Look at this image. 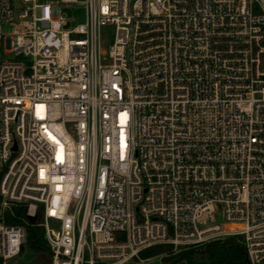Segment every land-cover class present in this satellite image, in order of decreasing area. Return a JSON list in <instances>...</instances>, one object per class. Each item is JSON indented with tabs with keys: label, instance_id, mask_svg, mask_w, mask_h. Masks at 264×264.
<instances>
[{
	"label": "built area",
	"instance_id": "obj_1",
	"mask_svg": "<svg viewBox=\"0 0 264 264\" xmlns=\"http://www.w3.org/2000/svg\"><path fill=\"white\" fill-rule=\"evenodd\" d=\"M0 49V213H40L47 264H264V0H0ZM26 237L0 217V264Z\"/></svg>",
	"mask_w": 264,
	"mask_h": 264
},
{
	"label": "trees",
	"instance_id": "obj_2",
	"mask_svg": "<svg viewBox=\"0 0 264 264\" xmlns=\"http://www.w3.org/2000/svg\"><path fill=\"white\" fill-rule=\"evenodd\" d=\"M1 216L7 225L20 226L25 230L27 237L21 254L29 250L34 254L32 263H49L51 251L45 239L44 229L39 225L40 213L36 215L33 222L28 216V205L14 203L6 212L0 213ZM151 249L158 255H164L165 264H197L201 260L213 263L248 264L246 248L240 236H230L179 253H175L172 245L161 244L142 251L140 255H145Z\"/></svg>",
	"mask_w": 264,
	"mask_h": 264
},
{
	"label": "rangeland",
	"instance_id": "obj_3",
	"mask_svg": "<svg viewBox=\"0 0 264 264\" xmlns=\"http://www.w3.org/2000/svg\"><path fill=\"white\" fill-rule=\"evenodd\" d=\"M66 12L70 15L73 14L72 10H66ZM78 16H79V19L77 22H79V23L83 22L84 21V11L81 10L79 12ZM11 31H12L11 26H5L4 27L5 34L10 35ZM106 39L112 40V35L109 34L106 37ZM1 58H4V60H8L11 58V55L5 54L4 51L2 49H0V59ZM217 221L219 223L222 222V218L218 217ZM174 251H175V253H179L181 251H186V250H177L176 251L174 249ZM163 257H164V255H158L155 252H153V250L151 249V250H148L145 255H143V256L140 255V259H142V261H143V262H140V264H165ZM33 258H34V254L28 250L25 253L21 254L19 257L15 258V261L17 264H35V263H32ZM200 262H205V261L201 260Z\"/></svg>",
	"mask_w": 264,
	"mask_h": 264
},
{
	"label": "water",
	"instance_id": "obj_4",
	"mask_svg": "<svg viewBox=\"0 0 264 264\" xmlns=\"http://www.w3.org/2000/svg\"><path fill=\"white\" fill-rule=\"evenodd\" d=\"M14 149H16V146H14ZM31 221H35V217H30Z\"/></svg>",
	"mask_w": 264,
	"mask_h": 264
}]
</instances>
